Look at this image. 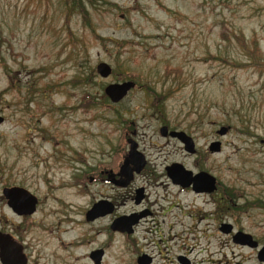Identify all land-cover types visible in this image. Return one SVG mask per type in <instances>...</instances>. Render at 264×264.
I'll list each match as a JSON object with an SVG mask.
<instances>
[{
	"label": "rangeland",
	"instance_id": "obj_1",
	"mask_svg": "<svg viewBox=\"0 0 264 264\" xmlns=\"http://www.w3.org/2000/svg\"><path fill=\"white\" fill-rule=\"evenodd\" d=\"M125 81L135 87L111 101L104 88ZM0 117V227L20 223L4 187L39 199L24 222L29 264H94L97 248L100 264L141 254L151 264H264V0H0ZM162 125L187 133L196 153ZM128 140L146 168L119 189L99 172L116 169ZM174 162L214 176L221 201L172 183ZM107 197L115 211L87 222L92 201ZM147 209L131 234L106 228ZM220 223L258 248L233 243Z\"/></svg>",
	"mask_w": 264,
	"mask_h": 264
},
{
	"label": "water",
	"instance_id": "obj_2",
	"mask_svg": "<svg viewBox=\"0 0 264 264\" xmlns=\"http://www.w3.org/2000/svg\"><path fill=\"white\" fill-rule=\"evenodd\" d=\"M96 72L101 77H107L111 73V68L106 63H99L96 66ZM135 83L133 81H125L122 83H116V84H109L104 88V92L107 97L110 98L111 101L117 102L121 100L123 97L127 95V93L134 88ZM2 121V117H0V122ZM228 127H221L216 131L218 135H223L227 132ZM167 128L164 126L161 128V134H166ZM170 136L177 138L178 140L183 143V148L185 151L189 153L194 152V142L193 139L187 135L183 131H171L169 133ZM220 142L219 141H212L209 145V151L211 152H218L220 150ZM137 158V160L135 159ZM123 165L121 166V173H124L125 179L122 182H116L117 185H127L130 180L132 179V169L128 166L129 162H132L135 165V170L139 171L143 165L145 164V159L141 153H139L136 150V144L132 141H130V150L128 153V157H126L123 161ZM167 170H169L168 174L170 178L173 180V182L178 183L180 185L185 186L188 182L186 177L188 178L189 175H191V171L186 170L181 164L174 163L172 164ZM194 184L193 187L195 190L199 191H212L215 189V178L209 174L208 172H199L194 175ZM140 192V191H139ZM137 193L136 197V203H138L141 199V194ZM2 195L7 199V205L12 206L13 209H17V211H22L24 213L31 214L35 210V205L37 202V198L31 194L28 190L13 186V187H4L2 189ZM106 200L100 201L99 203L94 206L91 210H89L86 213L87 220H92L95 217L99 215H103L105 213L111 212L112 208L111 206L106 208V205H108ZM105 205V206H104ZM97 208V209H96ZM103 208L106 210V212H102ZM22 209V210H21ZM142 216V213L139 214H131L129 216H120L116 218L112 224L111 229L116 230L119 232H127L132 233V226L135 225L139 218ZM219 230L225 234L232 232V225L230 223H222ZM231 240L233 243L247 246L249 248H258V242L253 239L252 235L249 233H245L243 231H236L233 233ZM9 246V243L5 242L4 247L3 245L0 246L1 253L0 257L3 262V264H6V260H8V256L6 254L5 249ZM15 248V247H14ZM11 250V249H10ZM256 258L258 261L264 263V245L259 247L257 249ZM103 255V250H95L92 252L91 256L93 258L94 264H99L101 257ZM6 260H5V258ZM10 259V258H9ZM5 260V261H4ZM15 254L13 255V259H10V262H15L17 264H23V262H16ZM9 261V260H8ZM178 261L180 264H188L186 259L182 256L178 257ZM151 258L146 254H141L137 258V264H150Z\"/></svg>",
	"mask_w": 264,
	"mask_h": 264
},
{
	"label": "flooded vegetation",
	"instance_id": "obj_3",
	"mask_svg": "<svg viewBox=\"0 0 264 264\" xmlns=\"http://www.w3.org/2000/svg\"><path fill=\"white\" fill-rule=\"evenodd\" d=\"M166 127L167 128V130H166V134L165 135H163V134H161V128L162 127ZM171 131H182V130H175V129H169L168 128V126L167 125H162V126H160V128H159V133L163 136V137H166V136H169V137H171L172 139H177V138H175V137H172V136H170L169 135V133L171 132ZM184 132V131H183ZM187 134V133H186ZM188 135V134H187ZM218 135V134H217ZM178 140V139H177ZM130 141H132V142H134L133 140H128V143H129V150H130ZM180 143H181V141L180 140H178ZM214 141H219L220 142V140H214ZM194 142V141H193ZM135 144H136V142H134ZM211 143V142H210ZM220 144H221V142H220ZM182 145H183V143H182ZM210 145V144H209ZM184 147V146H183ZM193 148H194V152L192 153V154H194V153H196V147H195V142H194V145H193ZM208 149H209V147H208ZM220 149H221V145H220ZM129 150H128V152H127V154L123 157V160L121 161V163L117 166V167H115L116 169H111V168H108V169H105V170H103V171H100L99 173H100V175H101V177H100V179H103L105 182H107V183H110V185L111 186H113V187H116V188H119V189H126V188H128L129 186H130V184L131 183H133L134 182V180H135V177L138 175V174H140V172H142L143 170H145V168H146V160H145V164L143 165V167L139 170V171H136L135 170V165L132 163V162H129L128 163V166L132 169V172H131V175H132V179L130 180V182L127 184V185H124V186H121V185H117L116 184V182H122V181H124V179H125V176H124V173L122 172L121 173V171H120V169H121V166L123 165V161H124V159L126 158V157H128V153H129ZM136 150H137V144H136ZM220 151V150H219ZM135 159L137 160V158L135 157ZM145 159V158H144ZM175 163V162H174ZM174 163H171L170 165H167L166 167H165V171H166V174H167V176L170 178V176H169V174H168V172H169V170H167L172 164H174ZM187 170V169H186ZM189 171H191V170H189ZM199 172H204V171H198V172H196V173H193L192 171H191V175H189L188 176V178L186 177L185 179H187V184L185 185V186H183V185H180V184H178V183H175V182H173V180L170 178V180L172 181V183H174V184H177V185H179L180 187H182V188H185V189H190L191 191H193L194 193H196V194H206V195H210L211 196V198L213 199V200H215V201H218V202H220L221 201V191L219 190L220 189V183L218 182V180L215 178V189H213L212 191H197V190H195L194 189V187H193V184H194V175L195 174H197V173H199ZM103 176V177H102ZM88 180H89V182H92L93 180H94V177L93 176H90L89 178H88ZM11 187H13V186H11ZM140 191V192H139ZM220 191V192H219ZM140 193L141 194V199H140V201L138 202V203H136V197H137V193ZM217 192H219V197H216V196H214V194H216ZM133 197L132 196H129L131 199H133V201H134V203L135 204H140L142 201H144V199H145V196H146V193H145V188L143 187V186H139V187H136V188H134V190H133ZM125 196H126V194H125ZM220 198V199H219ZM4 199H5V197H4ZM103 200H106L108 203H110V204H108V205H106V208H108V207H110L111 206V208H112V211L111 212H108V213H105V214H103V215H99V216H97V217H95L94 219H92V220H87V218H86V213L89 211V210H91L92 208H94V206H96V204L97 203H99L100 201H103ZM5 201H6V206L8 207V210L10 211V214H11V217H12V219L13 218H18L19 219V226H16L14 223H13V221H12V223L11 224H9V225H5V226H3V227H0V246H2L3 245V247H4V243L5 242H7V243H9V246H7V248L5 249V251H6V254L8 255V256H6V257H8V260H6V258H5V262H6V264H17V263H15V262H10V259L12 260L13 259V255L15 254V257H16V262H23V264H29V257H28V255H27V253L25 252L26 250H25V239H24V237H23V233L24 232H26V229H25V226H24V222H25V220L27 219V218H29L31 215H33V213H35V211H36V208L39 206V199H37V202H36V205H35V210H34V212L33 213H31V214H28V213H24V212H22V211H17V209H13V207L12 206H9V205H7V199H5ZM105 206V205H104ZM117 208V204H116V202H114V201H112L111 200V198H109V197H107V198H100V199H97V200H95V201H92V203H91V205H90V207L86 210V212H85V214H84V218H85V220L87 221V222H91V221H94L95 219H99V218H106L107 216H110L114 211H115V209ZM97 209V208H96ZM22 210V209H21ZM106 212V210L103 208V211L102 212ZM139 213H142V216L139 218V220H138V222L140 221V219L142 218V217H144L145 215H147V214H149L150 212L148 211V209L147 210H143V211H139V212H136V211H132V212H130L129 214H118V215H116V216H114L113 218H112V220H111V222L107 225V227L106 228H108V229H110L112 232H118V233H121V234H131V233H127V232H119V231H116V230H112L111 229V224H112V222L116 219V218H118V217H120V216H129V215H131V214H139ZM11 222V221H10ZM137 222V223H138ZM136 223V224H137ZM135 224V225H136ZM221 224L222 223H220V226H221ZM135 225H133L132 226V230L134 231V227H135ZM220 226H219V228H220ZM234 230H232V232H233ZM236 231H242V230H235L234 232H236ZM231 232V233H232ZM233 232V233H234ZM244 232V231H243ZM246 233V232H245ZM233 235V234H232ZM232 235H231V237H232ZM239 245V244H238ZM242 246V245H241ZM15 247V248H14ZM243 247H245V246H243ZM11 249V250H10ZM99 249H101V250H103V255H104V248H97V249H93V250H91L90 251V253H89V257L91 256V254H92V252L93 251H95V250H99ZM258 251V250H257ZM0 253H1V249H0ZM103 255H102V257H103ZM140 256V255H139ZM138 256V257H139ZM102 257H101V259H102ZM137 257V258H138ZM150 257V256H149ZM179 257V256H178ZM178 257H177V260H178ZM183 257V256H182ZM10 258V259H9ZM92 260H93V258L92 257H90ZM137 258H136V263H137ZM151 258V257H150ZM183 258H185V257H183ZM186 259V258H185ZM186 261H187V263L189 264V261L186 259ZM179 262V261H178ZM101 263V260H100V262H99V264ZM0 264H3V262H2V260H1V257H0ZM150 264H151V262H150Z\"/></svg>",
	"mask_w": 264,
	"mask_h": 264
},
{
	"label": "bare ground",
	"instance_id": "obj_4",
	"mask_svg": "<svg viewBox=\"0 0 264 264\" xmlns=\"http://www.w3.org/2000/svg\"><path fill=\"white\" fill-rule=\"evenodd\" d=\"M70 229L73 230V228H70ZM79 260H81V262L83 263V261H82L83 259L80 257V259H78V264H81Z\"/></svg>",
	"mask_w": 264,
	"mask_h": 264
}]
</instances>
